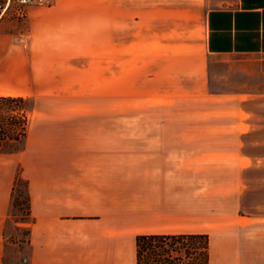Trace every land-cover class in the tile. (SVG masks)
I'll use <instances>...</instances> for the list:
<instances>
[{
    "label": "crops",
    "instance_id": "0c3cea01",
    "mask_svg": "<svg viewBox=\"0 0 264 264\" xmlns=\"http://www.w3.org/2000/svg\"><path fill=\"white\" fill-rule=\"evenodd\" d=\"M263 13L264 0H49L0 13V95L35 99L24 148L0 153V264L18 244L5 232L19 224L18 173L30 264H138L143 233H209L211 264H264V210L242 211L239 195L243 142L264 141ZM81 46H103L105 87L113 60L120 77L166 80L158 97L182 103L199 131L113 133L109 117L81 116V76L95 68Z\"/></svg>",
    "mask_w": 264,
    "mask_h": 264
},
{
    "label": "rangeland",
    "instance_id": "374dc122",
    "mask_svg": "<svg viewBox=\"0 0 264 264\" xmlns=\"http://www.w3.org/2000/svg\"><path fill=\"white\" fill-rule=\"evenodd\" d=\"M95 54L92 61L95 66L89 75L81 76L80 115L88 117H109L111 131L116 132H157V131H199L186 124L182 103L173 98L163 99L157 93L167 86L163 79H153L150 76H134L127 74L120 77L119 63L113 60V76L110 87L103 83L102 59L103 46H81V52ZM113 58L115 55L113 54ZM101 66V67H100ZM117 72V73H116ZM87 83L85 86L84 84ZM83 102H87L86 105ZM31 101L27 102L31 105ZM21 143L5 142L3 150H9ZM245 157L243 171L240 173V196L244 198L242 211L264 210V141L243 142ZM225 180L231 179V174H223ZM26 192L24 182L19 186L20 198ZM252 204H255L253 206ZM14 222L9 219L5 223V232L9 240L18 242L10 245L6 264H30V247L25 243L28 237V221H21L24 211L19 207L11 210Z\"/></svg>",
    "mask_w": 264,
    "mask_h": 264
},
{
    "label": "trees",
    "instance_id": "16d2710c",
    "mask_svg": "<svg viewBox=\"0 0 264 264\" xmlns=\"http://www.w3.org/2000/svg\"><path fill=\"white\" fill-rule=\"evenodd\" d=\"M29 101L31 105L27 104ZM34 106L35 99L29 95H0V153L8 141L21 143L11 148V151L24 148L30 111ZM22 182L26 185V192L20 198L19 186ZM14 207L24 211L21 221L33 220L29 183L20 173L17 174L12 191ZM136 242L138 264H211L209 233H143L137 236Z\"/></svg>",
    "mask_w": 264,
    "mask_h": 264
},
{
    "label": "built area",
    "instance_id": "2783aa9c",
    "mask_svg": "<svg viewBox=\"0 0 264 264\" xmlns=\"http://www.w3.org/2000/svg\"><path fill=\"white\" fill-rule=\"evenodd\" d=\"M49 0H0V13L11 12L12 15L24 17L30 4L46 3Z\"/></svg>",
    "mask_w": 264,
    "mask_h": 264
}]
</instances>
